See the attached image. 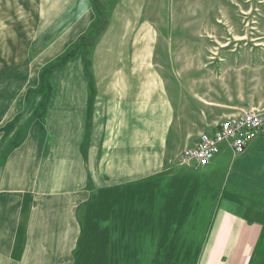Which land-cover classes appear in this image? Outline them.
Instances as JSON below:
<instances>
[{"label": "rangeland", "instance_id": "1", "mask_svg": "<svg viewBox=\"0 0 264 264\" xmlns=\"http://www.w3.org/2000/svg\"><path fill=\"white\" fill-rule=\"evenodd\" d=\"M101 1L95 4L99 15L93 34L71 52L83 55L92 100H102L105 108L99 147L92 146V124H72L67 133L76 136L75 154L83 139L84 190H41L50 206L43 211L48 215L28 209V241L39 243L31 241V251L25 249L21 257L30 258L28 264H197L195 244L180 243L185 236L170 235L169 228H160L157 235L155 225L141 226L156 215L154 205L146 202L150 198L140 190H108L109 165L102 152L109 134L113 139L127 136L129 116L138 156L164 149L181 166L199 168L213 161L225 143L233 150L228 137L207 164L184 160L186 149L194 148L202 135H214L230 117L252 109L264 116V0ZM19 23L0 12V79L14 69L7 61L13 52H5L3 44L19 39ZM142 49L148 51L144 62L136 56ZM14 53L19 62L25 60ZM65 85L54 89L65 90ZM108 94L116 96L110 133L109 109L103 104ZM64 127L63 122L48 123L45 130L51 144L46 155L53 164ZM51 206L61 212L57 225Z\"/></svg>", "mask_w": 264, "mask_h": 264}, {"label": "crops", "instance_id": "2", "mask_svg": "<svg viewBox=\"0 0 264 264\" xmlns=\"http://www.w3.org/2000/svg\"><path fill=\"white\" fill-rule=\"evenodd\" d=\"M97 1L0 0V12L21 25L19 39L11 46L3 44L5 52H13L7 61L14 69L0 79V264H28L30 258L21 255L39 240L28 241L27 211L40 209L45 218L43 211L50 207L41 190H84L83 139L75 154L76 136L67 131L79 121L84 128L92 124V146L98 148L105 108L102 100L98 104L92 100L83 55L71 52L97 22ZM16 51L24 55L23 62ZM142 51L136 55L140 62L148 53ZM58 83L66 84V89L56 91ZM108 95L103 104L109 109L110 133L116 96ZM56 122L65 127L53 164L46 155L51 144L44 135L47 124ZM127 122V136L108 135L102 161L109 165L108 190H140L141 196L150 198L146 202L154 205L156 215L141 226L155 225L157 235L160 228H169L170 235L185 236L172 241L195 244L197 264H264V136L240 154L225 143L213 161L194 168L181 166L164 149L158 154L133 153L130 116ZM92 154L98 155L94 150ZM51 207L57 225L61 212Z\"/></svg>", "mask_w": 264, "mask_h": 264}, {"label": "built area", "instance_id": "3", "mask_svg": "<svg viewBox=\"0 0 264 264\" xmlns=\"http://www.w3.org/2000/svg\"><path fill=\"white\" fill-rule=\"evenodd\" d=\"M239 114V113H238ZM230 117L222 123L214 135L204 134L199 143L191 149H186L185 161H196L198 164H207L219 152L221 144L231 137L232 148L236 153L243 152L248 143L258 136H264V116L258 110L244 112V114Z\"/></svg>", "mask_w": 264, "mask_h": 264}, {"label": "trees", "instance_id": "4", "mask_svg": "<svg viewBox=\"0 0 264 264\" xmlns=\"http://www.w3.org/2000/svg\"><path fill=\"white\" fill-rule=\"evenodd\" d=\"M93 34V30H91V32H90V35H92Z\"/></svg>", "mask_w": 264, "mask_h": 264}, {"label": "bare ground", "instance_id": "5", "mask_svg": "<svg viewBox=\"0 0 264 264\" xmlns=\"http://www.w3.org/2000/svg\"><path fill=\"white\" fill-rule=\"evenodd\" d=\"M252 110H255V109H252Z\"/></svg>", "mask_w": 264, "mask_h": 264}]
</instances>
